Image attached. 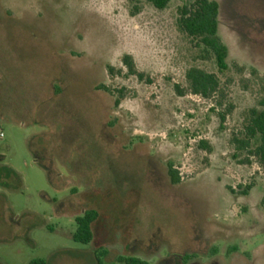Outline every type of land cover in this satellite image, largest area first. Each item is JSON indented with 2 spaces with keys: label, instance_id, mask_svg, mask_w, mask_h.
<instances>
[{
  "label": "rangeland",
  "instance_id": "rangeland-1",
  "mask_svg": "<svg viewBox=\"0 0 264 264\" xmlns=\"http://www.w3.org/2000/svg\"><path fill=\"white\" fill-rule=\"evenodd\" d=\"M192 1L0 0V264H264V169L230 144L264 110V0H215L221 73L177 26ZM191 67L220 79L223 122L177 94Z\"/></svg>",
  "mask_w": 264,
  "mask_h": 264
},
{
  "label": "trees",
  "instance_id": "trees-1",
  "mask_svg": "<svg viewBox=\"0 0 264 264\" xmlns=\"http://www.w3.org/2000/svg\"><path fill=\"white\" fill-rule=\"evenodd\" d=\"M147 1L158 10L164 9L170 2V0ZM178 14L177 26L179 30L189 38L197 40V44L202 47L203 52L214 58L220 73L227 70L226 58L228 50L218 36V2L215 0H193L189 5L179 8ZM124 64L130 73H135L129 57L124 58ZM185 80L187 83L186 91L176 85L177 94L183 95L185 92H189L204 99H211L213 101L211 110L216 112L220 122H223L233 107L228 104L224 109H221L222 103L226 99V94L221 87V81L218 76L198 67H191L185 73ZM117 103H119L118 99L115 101V104ZM239 134V136L232 135L230 139V144L233 145L234 151L246 152L247 157L242 162L249 163V157H254L264 169V110L250 109L244 117L243 126ZM199 144L201 148L210 151L205 141H200ZM167 166L170 181L177 183L179 181L177 172L172 168L171 163H168ZM250 188L251 185H246L243 194H246ZM262 205L264 206V202H262ZM98 216V211L90 208L82 216L77 217L75 220L76 229L72 234V239L82 244L91 242L94 236L92 224L97 220ZM103 254L104 252L95 251V264H102L101 257ZM116 260L123 264H150L147 260L135 256H119ZM27 264H47V262L43 258H35Z\"/></svg>",
  "mask_w": 264,
  "mask_h": 264
},
{
  "label": "built area",
  "instance_id": "built-area-1",
  "mask_svg": "<svg viewBox=\"0 0 264 264\" xmlns=\"http://www.w3.org/2000/svg\"><path fill=\"white\" fill-rule=\"evenodd\" d=\"M3 137V132L0 130V139Z\"/></svg>",
  "mask_w": 264,
  "mask_h": 264
}]
</instances>
